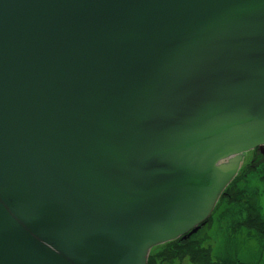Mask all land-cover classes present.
<instances>
[{
    "label": "water",
    "instance_id": "95a60500",
    "mask_svg": "<svg viewBox=\"0 0 264 264\" xmlns=\"http://www.w3.org/2000/svg\"><path fill=\"white\" fill-rule=\"evenodd\" d=\"M264 154V0H0V264H147Z\"/></svg>",
    "mask_w": 264,
    "mask_h": 264
},
{
    "label": "rangeland",
    "instance_id": "374dc122",
    "mask_svg": "<svg viewBox=\"0 0 264 264\" xmlns=\"http://www.w3.org/2000/svg\"><path fill=\"white\" fill-rule=\"evenodd\" d=\"M255 154H257L255 151L247 153L233 180L238 188H246V199L255 205L259 214L264 217V169L257 170L256 166L260 160ZM243 205V201L233 204L220 199L206 224L192 238L198 240L202 247H208L213 258L229 257L246 263L264 264V238L243 224L244 213H241ZM159 248L162 247H155L151 253H157ZM161 264L193 263L184 257L164 261Z\"/></svg>",
    "mask_w": 264,
    "mask_h": 264
},
{
    "label": "trees",
    "instance_id": "16d2710c",
    "mask_svg": "<svg viewBox=\"0 0 264 264\" xmlns=\"http://www.w3.org/2000/svg\"><path fill=\"white\" fill-rule=\"evenodd\" d=\"M256 168L258 171L262 170L264 169V165H260L259 163ZM245 193L246 188H238L237 183L233 180L226 187L220 199H225L226 202L228 201L233 204L243 201V208L240 207L242 208L241 213H244L243 224H245L248 229L254 230L257 235L264 238V217L259 214L255 205L248 202V199H246L247 193ZM160 247L162 248H159L160 250L155 254L151 253L155 248L150 251L147 264H161V262L164 261L182 259L184 257H187L190 263L193 264H252L238 260L237 258H213L210 249L208 247H202L200 242L193 239L192 236L187 238L180 237L176 240L167 242ZM157 259L158 261L156 262Z\"/></svg>",
    "mask_w": 264,
    "mask_h": 264
},
{
    "label": "flooded vegetation",
    "instance_id": "af4514ba",
    "mask_svg": "<svg viewBox=\"0 0 264 264\" xmlns=\"http://www.w3.org/2000/svg\"><path fill=\"white\" fill-rule=\"evenodd\" d=\"M255 152H256V151H255ZM258 156H259V155H258ZM261 156H262V158H263V160H264V155H263V154H261ZM255 157H257V156H256V154H255Z\"/></svg>",
    "mask_w": 264,
    "mask_h": 264
}]
</instances>
